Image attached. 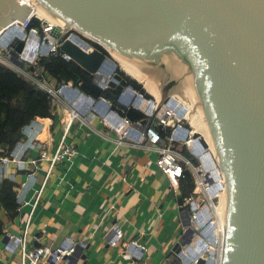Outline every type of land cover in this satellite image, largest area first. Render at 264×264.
I'll return each instance as SVG.
<instances>
[{
	"label": "water",
	"instance_id": "water-1",
	"mask_svg": "<svg viewBox=\"0 0 264 264\" xmlns=\"http://www.w3.org/2000/svg\"><path fill=\"white\" fill-rule=\"evenodd\" d=\"M47 1L103 41L82 34L100 46L92 52L71 40L60 44L62 52L94 76L90 87L97 94L101 89L94 83L99 80L108 82L115 94L129 85L119 73L109 78L112 74L101 72L105 60L115 63L108 47L152 67L157 63L179 72L163 77L160 100L153 96L149 105L160 107L169 96L171 103H179L171 95L186 78L199 87L230 186L222 264H264V0ZM30 15L29 4L0 0V30ZM53 36L62 41L59 27ZM11 59L23 65L14 50ZM161 117L166 116L158 112L153 118L154 128H162ZM179 250L176 243L173 256ZM172 264L179 260L174 257Z\"/></svg>",
	"mask_w": 264,
	"mask_h": 264
},
{
	"label": "crops",
	"instance_id": "crops-1",
	"mask_svg": "<svg viewBox=\"0 0 264 264\" xmlns=\"http://www.w3.org/2000/svg\"><path fill=\"white\" fill-rule=\"evenodd\" d=\"M54 118H37L45 127L41 147L51 152L62 136ZM67 142L76 144L78 151L54 167L39 200L48 163H41L32 179L26 171L16 174L19 214L9 218L0 204L4 224L0 264H21L20 244L9 247L5 235H21L30 217L26 249H55L67 237L80 246L77 253L57 264H172V250L183 229L181 190L179 182L171 181L157 166L155 145L119 143L96 115L77 123ZM39 148L28 154L37 156ZM9 166L13 171L14 164ZM115 227L123 230L124 239L113 247L109 239Z\"/></svg>",
	"mask_w": 264,
	"mask_h": 264
},
{
	"label": "built area",
	"instance_id": "built-area-1",
	"mask_svg": "<svg viewBox=\"0 0 264 264\" xmlns=\"http://www.w3.org/2000/svg\"><path fill=\"white\" fill-rule=\"evenodd\" d=\"M34 19L42 22L40 28L31 26ZM55 24L48 22L45 19L35 15H30L25 21H14L8 26L0 30V63L16 71L23 76L36 88L43 90L51 100L54 119L59 122L62 129V136L54 151L45 145L41 147L40 141L44 125H40L37 119L31 121L23 128V139L18 141L11 149L9 154L0 155V181L3 178L14 180L18 172L26 171L27 176L34 178L39 165L43 162L48 163L47 173L42 185L40 193L49 180L54 167L58 163L68 162L78 151L76 144L67 142L73 127L81 122H85L88 115L99 116L103 125L108 130L113 131L117 135L119 143L129 140L134 146L149 147L155 145L158 153L156 159L157 166L170 178L173 182H179L183 177L186 167L190 168L194 175L195 192L204 193L208 197V203L204 204L200 199L201 204L194 198L193 194L183 200V205L180 206V216L183 225L181 239L177 242L180 244V250L175 253L174 257L179 260V264H222L225 227L223 216L218 215L215 207L214 197L219 194L211 192L210 188L213 182L210 178L206 166L207 161L203 159L204 152H198L196 147L190 146L195 138L194 135L180 123L178 115L182 114L179 110L168 112L166 117L159 118L162 127L168 129V136L164 141H161L158 132L153 127V118L158 112H162L163 108L172 104L166 102L160 107L154 106L153 111L149 113L144 106L135 102H126L123 98V93L132 88L136 94L134 97L142 94L128 85L124 87L122 92L116 94L118 105L125 107H133L142 111L147 117V121H132L126 116L121 115L116 104L111 102L104 96L94 97L89 93L82 91L78 84L73 81L58 82L51 78L40 65V59L49 57L55 54H61L64 59L73 61L72 57L60 50V44L65 40H71L80 44L86 52H92L93 45L88 43L75 33L73 29H65L59 26L62 41L59 42L57 37L53 36ZM78 40L81 42H78ZM83 40V42H82ZM22 44L21 50L17 51L16 46ZM16 51L18 59L23 62L20 66L12 61V51ZM32 57L31 60L29 58ZM105 74L104 72H102ZM111 78L113 75H108ZM94 81V78H93ZM94 85L104 91L111 90L108 82L101 80ZM134 99V100H135ZM180 103V101H179ZM181 104V103H180ZM182 105V104H181ZM181 112V113H180ZM56 114V115H55ZM184 116V115H183ZM184 140L190 148L192 154L198 157V165H195L189 158L183 156L175 148L173 141ZM191 140V142H190ZM39 148L37 156L28 154L30 149ZM14 164V170H10L9 164ZM29 164V165H28ZM31 166V167H30ZM13 169V168H12ZM211 193V194H210ZM40 194V195H39ZM208 205V211H204L203 207ZM31 217L27 221L26 227L21 235L6 233V245L14 247L15 244H20L22 249L21 264H57L59 261L68 259L77 251V245L74 239L65 238L64 242L55 249L44 246H35L31 249H26L27 233L29 231ZM124 239L123 230L115 227L113 234L109 239L111 246H117ZM184 239V240H183ZM38 241V239H37ZM133 244H138L136 240H132Z\"/></svg>",
	"mask_w": 264,
	"mask_h": 264
},
{
	"label": "trees",
	"instance_id": "trees-1",
	"mask_svg": "<svg viewBox=\"0 0 264 264\" xmlns=\"http://www.w3.org/2000/svg\"><path fill=\"white\" fill-rule=\"evenodd\" d=\"M31 26H39L40 21L34 19ZM100 49L96 43H91ZM40 65L45 72L58 82L73 81L80 89L94 97L104 96L118 105V96L112 90H102L97 94L90 84L94 76L83 69L74 61H68L59 54L43 57ZM127 82L136 91L148 99L153 95L146 92L145 88L136 80L130 78ZM118 112L132 121H143L146 115L135 107L117 106ZM54 117L53 107L48 95L41 89L36 88L27 79L16 71L0 63V155L9 154L15 144L23 139V128L37 118ZM161 141L168 136V129L155 128ZM195 165L198 160L188 151L185 153ZM181 197L183 200L193 194L195 188L194 175L190 168L186 167L184 175L179 179ZM18 185L8 178L0 181V204L9 218L13 219L19 214L20 204L18 202ZM4 233V224L0 219V236Z\"/></svg>",
	"mask_w": 264,
	"mask_h": 264
},
{
	"label": "bare ground",
	"instance_id": "bare-ground-1",
	"mask_svg": "<svg viewBox=\"0 0 264 264\" xmlns=\"http://www.w3.org/2000/svg\"><path fill=\"white\" fill-rule=\"evenodd\" d=\"M25 4H29L32 9V15H35L39 18L45 19L48 22H53L56 27L63 26L65 29H76L84 36L96 40L103 44L102 40L98 37L86 32L84 28H80L75 23H72L68 16L53 7L47 0H20ZM19 21V20H18ZM108 47V46H107ZM111 55L114 59L122 66L124 70L130 73L132 76L137 78L140 81H143L147 89L152 92L158 99L160 96L159 92V84L161 83L163 77L167 74L173 77H177V71L170 69L168 67L162 66L160 64H156V66L152 67L150 64L145 62H140L135 59L133 56H125L123 54H119L115 52L110 47ZM115 70V63L111 62V60L107 59L103 62L101 66V72H106L108 74H112ZM161 74V77H157ZM186 78L185 80L180 81L179 87L174 91L172 98H175L177 101L179 99L187 100V107L184 109V115L190 120L191 125L194 127V131L192 134L198 133L200 137L198 139H194L190 146L196 147L198 152H204L202 156L204 160L207 161L206 166H204L209 174L210 178L208 180L213 182L214 186H211L210 191L215 192L216 194H222L219 197V206L215 207L218 215L223 216L224 227L226 231H228L229 220L227 219V212L231 209V200H230V186L229 180L225 168L224 161L220 155V152L216 146V143L209 131V117H208V108L205 105V98L201 93L199 87H194L191 84V81ZM189 84V85H186ZM136 96L134 90L132 88L127 89L123 93V98L126 102H135L151 113L154 108V104L151 102L149 105L147 101L139 95L137 96V100L134 98ZM179 98V99H178ZM135 99V100H134ZM181 109V104L175 102L170 105H167L163 108L162 113L166 116L168 112L174 111L178 112ZM178 114V113H177ZM203 141L206 142L207 145L203 144ZM218 190V191H216ZM226 192V196L225 195ZM211 194V193H210ZM218 209L220 211H218ZM204 211H208V205L203 207ZM226 216V217H225Z\"/></svg>",
	"mask_w": 264,
	"mask_h": 264
},
{
	"label": "rangeland",
	"instance_id": "rangeland-1",
	"mask_svg": "<svg viewBox=\"0 0 264 264\" xmlns=\"http://www.w3.org/2000/svg\"><path fill=\"white\" fill-rule=\"evenodd\" d=\"M40 21V20H39ZM41 24H42V22L40 21V26H41ZM36 27V26H35ZM37 28H40L39 26H37ZM72 29V28H71ZM74 31H75V33L77 34V36L79 35L80 37H83L82 39H84L86 42H88V43H93V41L92 40H90V39H88V38H86V37H84L80 32H78V31H76L75 29H73ZM92 45V44H91ZM111 59H112V61H114L115 63H117V68L113 71V74L114 73H119L120 75H122L123 77H125L126 79H130V78H132V79H134V80H136L137 82H139L142 86H143V88H145V90H146V92H148V93H150V94H152L153 96H154V98H155V95L152 93V92H150L148 89H147V86H146V84L143 82V81H140V80H138L137 78H135L134 76H132L130 73H128L126 70H124L123 68H122V66L114 59V57L112 58L111 57ZM112 74V75H113ZM161 77V74H159L157 77ZM162 78V77H161ZM186 85H189V84H186ZM137 93H139V94H141L140 92H138V91H136ZM144 96V95H143ZM145 97V96H144ZM161 97V96H160ZM160 97H159V100H160ZM119 98V97H118ZM146 98V97H145ZM170 96L169 97H167V99H166V102H169L170 101ZM148 99V98H147ZM179 99V98H178ZM179 101H180V103L182 104L181 105V111H182V114H179L178 115V117L179 118H175V121H177L178 122V120H180V123L181 124H183L184 125V127H186L191 133H193V131H194V127L191 125V123H190V120H189V118H188V116L186 117L185 115H184V109L187 107V100H184V98L183 99H179ZM165 102V103H166ZM131 107H133V105H132V103H131ZM181 113V112H180ZM184 115V116H183ZM73 129H74V127H73ZM73 129H72V131H73ZM186 141H184V140H175V141H173V144H175V148H176V150H178L179 151V153H181L183 156H185V157H187L186 155H185V153L188 151L194 158H196L197 160H199L198 159V157L197 156H195L194 154H192V152H191V150H190V148L188 147V145H186V143H185ZM203 144H205V145H207L206 144V142L205 141H203ZM13 166H11V168H12ZM11 170V169H10ZM195 190V189H194ZM216 191H218V190H216ZM215 195H216V193H214ZM221 194H222V191H221ZM221 194H220V196H221ZM193 196H194V198L201 204L202 202L204 203V204H206V203H208V197L203 193H201L200 191L199 192H195V191H193ZM219 196V197H220ZM224 196H226V192H225V195ZM219 197H218V195L216 196V197H214V202L217 204V208H218V206H219V202H220V200H219ZM200 199L202 200V202H200ZM202 203V204H203ZM218 211H220L219 209H218ZM226 217V216H225Z\"/></svg>",
	"mask_w": 264,
	"mask_h": 264
},
{
	"label": "flooded vegetation",
	"instance_id": "flooded-vegetation-1",
	"mask_svg": "<svg viewBox=\"0 0 264 264\" xmlns=\"http://www.w3.org/2000/svg\"><path fill=\"white\" fill-rule=\"evenodd\" d=\"M122 76V75H121ZM122 78L126 79L125 77L122 76ZM127 80V79H126Z\"/></svg>",
	"mask_w": 264,
	"mask_h": 264
}]
</instances>
